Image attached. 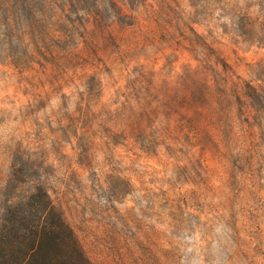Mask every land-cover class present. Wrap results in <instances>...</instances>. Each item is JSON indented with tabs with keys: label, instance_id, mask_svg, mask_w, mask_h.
<instances>
[{
	"label": "rangeland",
	"instance_id": "rangeland-1",
	"mask_svg": "<svg viewBox=\"0 0 264 264\" xmlns=\"http://www.w3.org/2000/svg\"><path fill=\"white\" fill-rule=\"evenodd\" d=\"M0 1V220L41 183L91 264H264V0Z\"/></svg>",
	"mask_w": 264,
	"mask_h": 264
},
{
	"label": "trees",
	"instance_id": "trees-1",
	"mask_svg": "<svg viewBox=\"0 0 264 264\" xmlns=\"http://www.w3.org/2000/svg\"><path fill=\"white\" fill-rule=\"evenodd\" d=\"M1 5V1H0ZM0 264H91L41 183L8 203L0 220Z\"/></svg>",
	"mask_w": 264,
	"mask_h": 264
}]
</instances>
